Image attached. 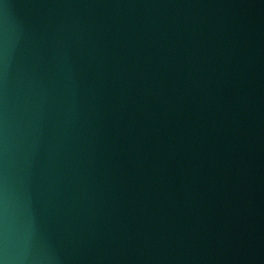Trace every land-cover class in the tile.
<instances>
[{"label": "water", "instance_id": "obj_1", "mask_svg": "<svg viewBox=\"0 0 264 264\" xmlns=\"http://www.w3.org/2000/svg\"><path fill=\"white\" fill-rule=\"evenodd\" d=\"M0 264H264V0H0Z\"/></svg>", "mask_w": 264, "mask_h": 264}]
</instances>
